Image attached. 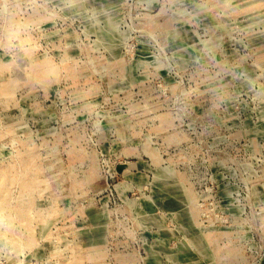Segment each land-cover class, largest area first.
Returning a JSON list of instances; mask_svg holds the SVG:
<instances>
[{
	"label": "rangeland",
	"instance_id": "rangeland-1",
	"mask_svg": "<svg viewBox=\"0 0 264 264\" xmlns=\"http://www.w3.org/2000/svg\"><path fill=\"white\" fill-rule=\"evenodd\" d=\"M0 264H264V0H0Z\"/></svg>",
	"mask_w": 264,
	"mask_h": 264
}]
</instances>
